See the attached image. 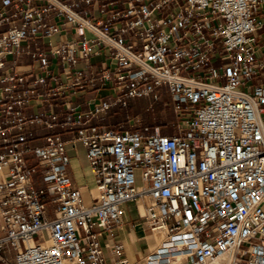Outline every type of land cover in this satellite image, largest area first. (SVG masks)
<instances>
[{
    "label": "built area",
    "instance_id": "1",
    "mask_svg": "<svg viewBox=\"0 0 264 264\" xmlns=\"http://www.w3.org/2000/svg\"><path fill=\"white\" fill-rule=\"evenodd\" d=\"M53 13L81 39L23 51L60 31ZM263 28L264 0H0V264H264ZM102 45L114 63L88 81ZM21 53L37 64L6 69ZM50 56L71 67L63 88L100 80L113 98L85 112L67 100L63 118L25 114L55 92L38 90ZM162 87L180 132L96 123L131 99L159 101ZM78 142L94 175L90 202L69 176ZM129 202L165 235L135 261L116 241Z\"/></svg>",
    "mask_w": 264,
    "mask_h": 264
},
{
    "label": "crops",
    "instance_id": "2",
    "mask_svg": "<svg viewBox=\"0 0 264 264\" xmlns=\"http://www.w3.org/2000/svg\"><path fill=\"white\" fill-rule=\"evenodd\" d=\"M91 14L93 19H98L99 11L95 9V7H91ZM51 20L59 25L60 31L50 38L45 37L36 41L31 40L24 43L22 45L23 51H27L28 49L33 51L36 49H39L40 51H49L50 42H53L54 44H62L77 42L79 39H81L80 35H78L74 30L67 28L64 24V21L60 18H57L54 13L51 15ZM86 37L92 38L93 35L91 32L87 31ZM260 43L261 41H259V44ZM50 60L52 63L50 74L46 80V83L39 85L38 90L39 92H46L50 89H54L55 92L52 94L49 103H46L43 106L36 103L35 101H32L30 105L23 106L22 110L25 114L39 113L53 109L61 114L60 117L63 118V114H65L66 111L65 102L67 100H71L73 104L78 107V110L85 112L92 108L95 102L99 100H111L113 98V92L107 88H104L102 81L100 80L95 82H87L84 83L85 85L83 84L72 89L63 88L61 85H65L67 82V74L71 67H69L67 64H64L60 58L50 56ZM89 63L90 68L84 75V78L88 81L91 78L97 77L101 72L104 71L106 67L113 64L114 59L111 52L102 45L97 47V51L91 56ZM35 64H37V61L26 53L9 55L6 61V69L11 70L15 65L31 68ZM82 67H84V63L79 62L74 68H72V70H80ZM1 86L2 84L0 83V87ZM104 90H109L110 95L102 96L101 94ZM33 128L38 135H43L49 132L40 125H34ZM165 134L172 135L174 132ZM64 136L66 138L69 137L68 134H65ZM42 142L43 139L40 138V136L33 140V143L35 144ZM69 155L71 157L69 176L72 178L74 184L78 186L84 193L86 201L90 202V198L95 196L94 191L96 190V187L94 175L89 167V163L82 165L79 161V157L73 154V151L70 147ZM129 203H127V205ZM141 210L144 212L142 206ZM125 220V224L117 231L116 241L123 243L125 252L131 260L140 259L156 246L151 242L149 230L147 229L146 225L144 226L145 233L138 234L136 231L137 226H133V224L136 222L127 220L126 216Z\"/></svg>",
    "mask_w": 264,
    "mask_h": 264
},
{
    "label": "rangeland",
    "instance_id": "3",
    "mask_svg": "<svg viewBox=\"0 0 264 264\" xmlns=\"http://www.w3.org/2000/svg\"><path fill=\"white\" fill-rule=\"evenodd\" d=\"M258 18L261 19V15H258ZM258 34L260 35V44L262 45L264 44V28L256 33V35ZM158 93L160 94L159 101L154 102L151 97L131 99L126 106V109H122L123 111L121 113H119V107H114L107 112V119L96 123L106 125L108 124L109 118L110 120H114L115 118H120V116L124 115L125 117L123 120H121L120 124L124 125L126 128L143 129L145 126H148L152 130L159 129L163 134L170 132H180V118L175 112V104L172 101L171 95L168 93L165 87H162ZM101 95H110V92L109 90H104ZM188 115L189 112L186 111L183 117ZM72 151L73 154L79 157V161L82 165L89 163L86 148L81 142L77 143V150ZM137 175V182L141 183L139 171L137 172ZM94 192L96 195V190ZM126 219L138 224L136 227L138 234L145 233V225L142 223L139 217V212L135 202H130L126 206ZM149 232L154 233L152 231ZM150 239L152 244L156 243V237L150 236Z\"/></svg>",
    "mask_w": 264,
    "mask_h": 264
},
{
    "label": "trees",
    "instance_id": "4",
    "mask_svg": "<svg viewBox=\"0 0 264 264\" xmlns=\"http://www.w3.org/2000/svg\"><path fill=\"white\" fill-rule=\"evenodd\" d=\"M119 108H120V112L119 113H121L124 109H126V107H121V106H119ZM123 109V110H122ZM124 115H122V116H120V118H115L114 120H110V118H109V120H108V124H106V126H114V125H119L120 124V122H121V120H123L124 119ZM105 119H107V118H105ZM153 126V125H152ZM155 126V125H154Z\"/></svg>",
    "mask_w": 264,
    "mask_h": 264
},
{
    "label": "bare ground",
    "instance_id": "5",
    "mask_svg": "<svg viewBox=\"0 0 264 264\" xmlns=\"http://www.w3.org/2000/svg\"><path fill=\"white\" fill-rule=\"evenodd\" d=\"M149 234H150V236H154V237H156V243H155V246L157 247L163 240H164V238H165V235H164V233L163 232H154V233H151V232H149ZM149 236V237H150ZM127 242V241H126ZM128 245V244H127ZM135 260H137V259H135ZM135 260H132V261H135Z\"/></svg>",
    "mask_w": 264,
    "mask_h": 264
}]
</instances>
